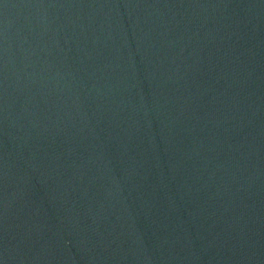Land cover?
Instances as JSON below:
<instances>
[{
    "label": "water",
    "instance_id": "95a60500",
    "mask_svg": "<svg viewBox=\"0 0 264 264\" xmlns=\"http://www.w3.org/2000/svg\"><path fill=\"white\" fill-rule=\"evenodd\" d=\"M0 264H264V0H0Z\"/></svg>",
    "mask_w": 264,
    "mask_h": 264
}]
</instances>
